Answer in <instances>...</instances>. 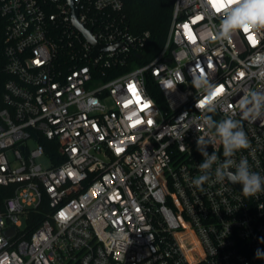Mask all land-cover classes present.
Returning a JSON list of instances; mask_svg holds the SVG:
<instances>
[{"label": "built area", "instance_id": "built-area-1", "mask_svg": "<svg viewBox=\"0 0 264 264\" xmlns=\"http://www.w3.org/2000/svg\"><path fill=\"white\" fill-rule=\"evenodd\" d=\"M210 4L176 0L149 54L151 32L130 30L124 0H73L93 39L116 44L94 55L67 0H0V264H264V191L192 185L206 133L198 74L223 89L207 114L247 134L233 159L264 175V118L237 106L264 90V31L216 39ZM206 150L224 159L219 141Z\"/></svg>", "mask_w": 264, "mask_h": 264}, {"label": "clouds", "instance_id": "clouds-1", "mask_svg": "<svg viewBox=\"0 0 264 264\" xmlns=\"http://www.w3.org/2000/svg\"><path fill=\"white\" fill-rule=\"evenodd\" d=\"M209 7L221 16L216 39H228L238 31L247 30L248 34L264 31V0H214ZM260 78H264V72L260 73ZM166 82L173 85L171 79ZM177 83H182V80H176L173 89ZM193 86L201 89L205 96L196 103V108L206 113L202 118L206 133L197 139V150L204 159L198 165L200 175L192 179V185L203 190V185L211 180L223 182L227 179L232 184H241L245 195L264 191V175L252 171L247 159L241 158L238 162L233 159L238 150L249 146L241 122L231 116L216 120L207 114L218 110L216 98L219 87L210 77L199 74L194 78ZM237 106L245 119L264 118V90L249 89L237 101ZM217 141L223 146L222 161L215 151L209 154L206 150L209 145L214 147Z\"/></svg>", "mask_w": 264, "mask_h": 264}, {"label": "trees", "instance_id": "trees-1", "mask_svg": "<svg viewBox=\"0 0 264 264\" xmlns=\"http://www.w3.org/2000/svg\"><path fill=\"white\" fill-rule=\"evenodd\" d=\"M176 0H124V12L129 28L134 33L149 30L151 38L147 43L146 52H159L163 47L169 32L174 3ZM152 94L162 107H165L163 96L157 90H151ZM54 147L47 144V152L54 155ZM47 206L35 209L31 216L33 224H38L46 219Z\"/></svg>", "mask_w": 264, "mask_h": 264}, {"label": "water", "instance_id": "water-1", "mask_svg": "<svg viewBox=\"0 0 264 264\" xmlns=\"http://www.w3.org/2000/svg\"><path fill=\"white\" fill-rule=\"evenodd\" d=\"M70 5L73 6V0H67ZM78 10L73 6L72 16H73V25L75 28L79 29L80 31H83L84 35L95 45V51L94 55H96L99 51L103 49H110L116 46V44L113 45H104L98 43L93 37L91 36V30L85 29L84 26L77 20ZM140 57H142L141 54H139ZM170 61V59H168ZM12 229L10 230V232Z\"/></svg>", "mask_w": 264, "mask_h": 264}, {"label": "rangeland", "instance_id": "rangeland-1", "mask_svg": "<svg viewBox=\"0 0 264 264\" xmlns=\"http://www.w3.org/2000/svg\"><path fill=\"white\" fill-rule=\"evenodd\" d=\"M39 162H41L44 165V167L48 165V162L44 160V158L39 159Z\"/></svg>", "mask_w": 264, "mask_h": 264}, {"label": "snow or ice", "instance_id": "snow-or-ice-1", "mask_svg": "<svg viewBox=\"0 0 264 264\" xmlns=\"http://www.w3.org/2000/svg\"><path fill=\"white\" fill-rule=\"evenodd\" d=\"M211 2H214V0H211ZM245 32H247V30H245ZM252 40H253V43H254V42H255V41H254V38H252ZM222 90H223L222 88H219V89H218V92H220V91H222ZM149 123H150V122H149Z\"/></svg>", "mask_w": 264, "mask_h": 264}]
</instances>
